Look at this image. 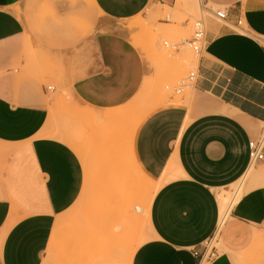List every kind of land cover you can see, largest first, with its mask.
Segmentation results:
<instances>
[{
  "label": "crops",
  "instance_id": "0c3cea01",
  "mask_svg": "<svg viewBox=\"0 0 264 264\" xmlns=\"http://www.w3.org/2000/svg\"><path fill=\"white\" fill-rule=\"evenodd\" d=\"M152 1L175 3L0 0V264H264V160L250 167L247 154L264 125V0H206L227 20L206 22L189 103L156 107L128 130L138 170L152 183L168 178L152 198L147 239L133 252L117 249L103 222L79 217L74 228L70 215L64 249L57 234L50 242L56 217L94 188L83 190L70 144L81 141L77 126L56 125L55 117L68 110L75 123H103L114 138L109 122L116 115L123 126L147 76L137 47L109 23L138 16ZM113 145L124 154V144ZM103 148L107 158L112 150ZM117 158L113 164L124 162ZM238 182L245 190L221 220L217 193ZM217 225L218 247L207 258L204 244Z\"/></svg>",
  "mask_w": 264,
  "mask_h": 264
},
{
  "label": "rangeland",
  "instance_id": "374dc122",
  "mask_svg": "<svg viewBox=\"0 0 264 264\" xmlns=\"http://www.w3.org/2000/svg\"><path fill=\"white\" fill-rule=\"evenodd\" d=\"M201 1L202 0H175V3L172 5H166V4L161 5L155 1H152L146 7V9H144V11L136 17H133L130 19L119 20V21H110L109 31H114L115 29H118V31H120V33L123 34V36L128 38L129 42H131L134 39L132 42L137 41L135 43L140 44V45H136V47L141 53L142 58L146 65L145 77L147 76L149 79H151L149 87L146 89V91H144L143 93L139 95L138 100H137V103L139 102V104H137L136 108L134 107L135 109H133V111L135 110L137 111V108L139 109L143 107L142 110H144V108L149 107L148 110L146 109L147 111H144L145 113H147L150 110L156 107L165 105L167 103H176V102H180L181 100L185 101L186 98L187 100L190 98L192 94V90H193V85H192V82H189L187 80V77H188L189 71H191L195 67L197 58L195 57L193 50L187 44L183 43V41L190 38L192 34V23L195 19L204 17L205 22H207L206 20H209V18L207 19L204 16V13H201V11L199 10V4L201 3ZM151 3L155 4V6L152 5L153 6L152 8L150 6ZM147 8L148 9L151 8L150 10H153V9L154 10L153 12L150 13L149 10H147ZM129 24L136 25L137 27L133 29V31L132 29L129 30L126 27ZM85 29H86L85 31H87V28ZM178 43H179L178 47L174 48V45ZM166 54L168 55L166 56ZM166 57L168 59H166ZM164 58L166 59V61L164 60ZM180 86H181V91L176 93V89H178ZM56 89L57 90L55 91L54 94L57 95L58 97H62V92L64 89L58 86ZM148 90L149 92H147ZM156 93L159 95V97L162 96L161 98L162 102H160L161 101L159 100L160 98L156 99L152 97L156 95ZM52 95L53 94H50V96ZM158 95L156 96L158 97ZM140 99L142 100V102ZM145 99L147 102L148 101L150 102L148 103V105H145L146 107H144V104H146ZM155 99H156V102H155ZM55 101H58V99H55ZM143 102L144 104L142 105V107L139 106L141 105L140 103H143ZM59 104H60V108L64 109V106L62 105V103L60 102ZM151 104H154V105H151ZM140 110L141 109H139L138 112H140ZM130 111L128 112L129 114L128 116H131V113L133 112V111L132 112ZM137 113H136V116H137ZM71 116L72 115L69 113L68 110L60 111V113H58L55 117V123L57 125L58 123L61 122V120L65 119L66 123L73 122L74 123L73 125L77 126L76 128H73L74 130L73 129L71 130H73L75 136L77 135L78 137H80L81 141H70V144L72 148L74 149V151L77 150V154L80 157V160L83 165V174H84L83 190H87L90 186H93L94 188L90 193H86V195L85 194L83 195L84 199L82 200V202H80V204H78L77 206L73 208L71 213L67 211L64 213V215L56 217L55 231H56V234L58 235L56 242L59 238V241L57 243V246H58L57 250L61 251L64 249L63 247H65L64 245L66 244L65 241H67V239L64 236H68V234L70 233L69 218H70V215H72L74 228H75L76 219H79V217L92 218V219L95 218L103 222L105 225L101 226L99 224L100 226L99 228L103 227L105 229L104 232L105 231L108 232L110 236V243L116 244L117 249H120V247H123V250L125 248V251H126V248L128 247L129 249L131 248L133 252V249L135 248L136 244L141 240L145 241L148 237L149 228L145 221L143 209H144V204L148 200V197H150L152 194V188L154 187L153 185H156V183H158L159 180H155L153 183L151 182V184L150 183L147 184L145 181L144 183H146V186L145 188H143L142 186L144 184L143 182H141L143 179L139 181V178H138L139 176L138 175L136 176L133 169H131L129 172L131 173V175L133 174L134 176H136L138 178V179L135 178L137 179V183L138 182L140 183H138L139 185L135 183H131V184L128 183L129 184L128 185L127 183H125L127 182V179L129 180L130 178V177H127L129 176L127 174L128 173L127 172L128 170L126 169L127 167L125 168V165H124L123 166L124 168L121 166L119 169V167L116 166V163L115 165L111 163L115 169L117 167L116 171L119 170L115 173L116 177L112 175L107 176L106 174H103L105 170H102V167L107 165L108 163L107 161L109 159L107 160L106 156L103 155L104 153L101 154L102 146H104L103 141L101 142V141H96V140L99 139L102 133V131L100 130H102L105 124L99 123V122L88 123L85 119V121L81 122L79 125V122L75 123L73 121V120L78 121L79 119H72L73 117ZM126 116H127V113H126ZM125 118L126 119L128 118L127 120H125V122L127 121L126 123L131 122V121H128L130 117H125ZM131 119L133 120V117H131ZM78 126L80 128V131H78V134H77L76 131H77ZM262 126L263 124L260 125V127ZM125 127H127V124L125 125ZM129 129H130V126H129ZM94 131H97L96 134H92L94 133ZM105 132H107L106 129L104 133ZM61 134H64V133H61L60 131H56L55 133L56 136L61 135ZM66 142L69 143V141H66ZM111 161L113 160L111 159ZM114 162H117V161H114ZM121 169L124 171L123 172L124 174L122 173ZM113 171H110V172L112 173ZM108 172L109 171H106V173ZM118 172L119 173L121 172L120 175L122 174L123 176L127 175L126 177H124V179L127 178L126 181H124L122 176H120V178L124 181L125 185H127V186H122L124 189L121 186L118 187V185L122 183L121 182L122 180L119 181L118 179L120 178H118L117 177L118 175H116ZM134 176H131V177H134ZM118 182L120 183L118 184ZM129 182H134V181L130 179ZM140 185L142 186L140 187ZM240 185L242 184L238 183V184L232 185L226 190H228L229 195L231 191L237 194V192H239V189H238L239 187H241L240 190L244 188L243 185L242 186ZM114 194H116V196ZM120 194H121V200L119 199ZM108 195L109 196L111 195V196L109 197ZM117 196L119 198H117ZM126 196H128L129 198L125 199ZM117 199H118V202H116ZM108 200L111 201L113 205ZM116 204L119 207V210L115 209L117 207ZM231 207L232 206H230V208ZM116 210L120 213L118 214ZM228 215H229V212L227 216ZM118 217L124 218L126 222H124L123 219L121 220V218H118ZM119 220L122 221L121 222L122 224L120 223L121 225L123 226L126 225L125 226L126 228L121 227L120 225L122 230L120 229L119 231L121 232L124 230L123 232H121L123 233L122 235L121 233H118L119 235L116 234V230L119 229L118 227L119 225L115 224V222H118ZM123 222L125 224H123ZM113 224H115L116 226L114 228L115 230H113V227H114ZM111 225H112V228H111ZM112 231L113 232L115 231L114 233L116 235L121 236L120 237L121 240H118L119 238H117L116 241L112 242L111 241L112 239L111 236L113 233ZM114 233L113 235H115ZM56 242L51 251L54 250ZM205 247L208 248V252H210L211 247H218V236L217 235H215L214 237L212 236V239H210V241L208 240V243L205 244Z\"/></svg>",
  "mask_w": 264,
  "mask_h": 264
},
{
  "label": "bare ground",
  "instance_id": "6f19581e",
  "mask_svg": "<svg viewBox=\"0 0 264 264\" xmlns=\"http://www.w3.org/2000/svg\"><path fill=\"white\" fill-rule=\"evenodd\" d=\"M152 5L155 6L154 3H151V5H150L151 8L153 7ZM151 8H150V9H151ZM145 9H146V8H145ZM150 9L147 8V10H149L150 13L153 12L154 9H153V10H150ZM126 27H127V29H129V30L132 29V31H133V29H135L137 26H136V25H133V24H129V25H127ZM134 31H135V30H134ZM131 38H133V37H131ZM133 40H134V39H133ZM133 40H132V41H133ZM132 41H131V43H132L133 45H135V46H136V45H140V44H138V43H135V42H137V41H135V42H132ZM164 55H165V54H164ZM167 55H168V54H166V56H167ZM162 56H163V55H162ZM166 59H168V58L166 57ZM166 59L164 58L165 61H166ZM164 60H163V61H164ZM168 61H169V60H168ZM168 61H167V63H168ZM161 62H162V61H161ZM150 80H151V79H149L148 77H146V78L144 79V82H143L144 90H143L142 92L146 91V89L149 87V85H150ZM147 92H149V90H148ZM154 92H156V91H154ZM147 94H148V93H147ZM160 94H161V93H160ZM156 95H158V94L156 93ZM156 95H154V96H152V97H153V98H156V99L160 98L159 100H161L162 96L159 97V95H158V97H157ZM149 96H151V95H149ZM155 96H156V97H155ZM138 97H139V95L136 96L134 99H132V100L128 103L129 105H128V106L126 107V109H125V113H127V116L125 115V117H130L128 121H131V122L126 123V122H127V121H126L125 123H123V126H122L121 123H122L123 121H120V120H124V119H122L123 117L119 118V116H118V119H119V120H117V117H116V120H115L114 117H115L116 115L113 117V119H111L112 116L109 114V115H110L109 118H110L111 120H113V121H110L109 118H106V117H105L106 119H108V120L111 122V123H110V122L107 120V122H109V125L111 124V127H112L111 129L113 130V129L115 128L113 132L111 131L112 133L115 134V135L113 134V137L115 138L117 135L120 136L119 133H121V137L124 136L125 139H126V137H127L129 141H125V142H124V139H123L124 137H123L122 139H120V137H119V138L116 137V139L118 138V142H116L117 140L115 141L116 143H119V144H120V141L123 140V142L121 141L122 143H121L120 145H116V144H114L115 142L113 141V140H115L114 138H112L113 140L111 139V141L109 140V139H110L109 137H112V134H111L110 132L107 131V132H105V134H103L104 131H105L104 129L101 130V131H103V130H104V131L102 132V136L100 137L99 140H100L101 142L103 141V142H104V144H103L104 147H107V148H108V149H107V148H103V147H102L103 150L106 149V150H108V151H109V150H110V151L112 150V149L110 148V145L112 146V145L114 144L115 147H120V146H122V145L124 144V145H123L124 148L121 147L122 149H124V150H123L124 154H123L122 151H121V154H120L121 156L118 155V154L120 153V151H118V152H119L118 154H115V152H116L115 150L118 149V148H114V149H115V150L113 149L114 152H113V150H112V152H111L110 154L107 155V156H108V157H107V160L109 159L110 161H109V160L107 161V162L109 163V165H108V163H107L108 166H107V168H105V171H104L103 174H106L107 176H111V175H112V176H115V173H116L117 171H119V170L116 171L117 167H118L119 165L123 167V164H124V165H125V168L127 167L126 169L128 170V171L126 170L128 173H127V172H125V173H127L129 176H127V175L123 176V174H124V173H123L124 171L122 170V169L124 168V167H123V168L121 169V171H122L123 174L120 175L121 172H120V173L118 172V173L116 174V175H118L117 177L120 178V176H122V178H123L124 181H126V179H127V178L124 179V177H126V176H127V177H130L129 180L131 179V180L134 181V182H129V180L127 179V182H125V183H127V184H128V183H129V184H131V183H135V184H137V185H139L138 183H140V182L137 183V179L139 178V181L143 179L141 182H143L144 185H143V186L140 185V187L142 186L143 188H145L146 183H147V184H149V183L151 184V182L148 181V180H151V179H148L145 175H143V173H142L141 171H139L140 169L137 168L138 166L136 167V163H134L135 161L132 160L133 158H131L132 155L130 156V154H129V152H131V151H129V147H130V144H131V143H130L131 139L129 138V136H130L129 134H130V133H128L129 126L131 127L130 130H129V132H131V129L134 127V126H133V125H134V121L137 122V120L135 119V118H136V113L138 112L139 109L142 110V108H143L142 105L144 104V102H143V103H140L141 105H139V106H141L142 108H139V109L137 108V111H136V110L133 111V109L136 108L137 104H139V102L137 103ZM142 99H144V98H142ZM156 99H155V102H156ZM164 99H165V98H164ZM140 100H141V99H140ZM151 100H152V99H151ZM159 100H157V101H159ZM143 101H144V100H143ZM145 101H146V99H145ZM62 102H63V101H61V103H62ZM141 102H142V100H141ZM160 102H162V100H161ZM64 103H65V101H64ZM64 103H63V104H64ZM67 103H68V102H67ZM69 103H70V102H69ZM148 103H150V102H149V101H148V102L146 101V104H144V107H146L145 105H148ZM152 103H153V102H152ZM185 103H186V105H187V104L189 103V99L187 100V98H186ZM65 104H66V103H65ZM151 105H154V104H151ZM151 105H149V106H151ZM64 106H65V105H64ZM70 106H71V105H70ZM134 107H135V108H134ZM147 107H148V106H147ZM64 108H65V107H64ZM130 108H132V109H130ZM148 108H149V107H148ZM148 108H144V110H142V111L140 110V112H142V113L144 114V113H145L144 111H147ZM151 108H152V107H151ZM146 109H147V110H146ZM130 110H132V111L134 112V114H133V112L130 111ZM123 111H124V110H123ZM129 111L132 112V113H131V116H128V115H129V114H128ZM140 112L137 113V116L139 115V116L141 117V116H142V115H141L142 113H140ZM122 113H123V112H122ZM139 113H140V114H139ZM132 114H133V115H132ZM103 115H104V114H103ZM105 115H106V114H105ZM123 115H124V114H123ZM134 115H135V116H134ZM106 116H107V115H106ZM98 117H99V116H98ZM131 117H133L134 120H132ZM134 117H135V118H134ZM106 119H105V120H106ZM127 119H128V118H127ZM127 119L125 118V120H127ZM137 119H139V118H137ZM86 120H87V119H86ZM101 120H102V118H101ZM101 120H99V121H101ZM97 121H98V120H97ZM103 121H104V117H103ZM117 121H118V122H117ZM105 122H106V121H105ZM112 122H113V123H112ZM115 122H117L116 125H115ZM132 122H133V123H132ZM136 122H135V125H136ZM130 123H132V124H130ZM113 124H114L115 127L113 126ZM118 124H121V125H120L121 127H119V129H118V127H117ZM126 124H127V127H126V133H127L128 136L125 135V130H124V131H121V130L125 129V128H123V129H121V128L124 127ZM109 125H108V126H109ZM128 125H129V126H128ZM116 127H117V128H116ZM127 128H128V130H127ZM107 129H108V128H107ZM120 129H121V130H120ZM119 130H120V131H119ZM115 131H116L117 134L115 133ZM118 131H119V133H118ZM132 131H133V130H132ZM123 132H124V133H123ZM109 133H110L111 135H110ZM131 133H132V132H131ZM108 134H109V135H108ZM103 135H104V136H105V135H108V136H106V137H107V138H106V137H104ZM37 136H38V135H37ZM103 139H104V140H103ZM108 141H109V143H108ZM106 142H107L108 144H110V145H108ZM112 142H114V143H112ZM97 143H99V142H97ZM105 143H106V144H105ZM111 143H112V144H111ZM100 144H101V143H100ZM105 145H106V146H105ZM114 145H113V146H114ZM98 147H99V146H98ZM98 147H97V148H98ZM130 149H131V148H130ZM119 150H120V149H119ZM108 151H107V152H108ZM110 151H109V152H110ZM112 153H113V154H112ZM112 155H113V157H111ZM114 155H115V156L118 155V156H116V159H117V160H118L117 157H120L119 160H121L122 158L124 159V160L122 159L124 162H122V163H120V164H116V166L118 165L117 167L115 166L116 169H115L114 166L112 165L113 162L115 161ZM81 156H82V155H81ZM122 156H123V157H122ZM121 157H122V158H121ZM111 159H113V161H111ZM97 160H98V158H97ZM117 160H116V161H117ZM122 160H121V161H122ZM133 161H134V162H133ZM89 162H90V161H89ZM91 162H92V160H91ZM93 162H94V161H93ZM111 162H112V164H110ZM117 162H119V161H117ZM85 163H86V162H85ZM88 164H89V163H88ZM110 165H112V167H111ZM114 165H115V164H114ZM120 166H119V169H120ZM105 167H106V165H105ZM129 167H130V169H129ZM103 168H104V167H103ZM103 168H102V169H103ZM113 168H114V169H113ZM106 169H108V170H106ZM109 169H110V170H109ZM111 169H112V170H111ZM131 169H133V171H134V173L136 174V176H137V175L139 176L138 178H137L136 176H134L133 174L131 175V173L129 172ZM138 169H139V170H138ZM113 170H114V171H113ZM124 170H125V169H124ZM106 171H109V172H108L109 175H108V173H106ZM110 171H113L114 173L112 172V173H113V174H112ZM133 171H131V172H133ZM249 172H251V171H249ZM249 172H248L247 175H246L247 178H248V175L250 174ZM93 174H94V173H93ZM252 174H253V173H252ZM252 174H250V177H251ZM106 175H105V176H106ZM131 176H134V177H131ZM141 176H142V177H141ZM115 177H116V176H115ZM115 177H114V178H115ZM132 178H134V179L137 178V179L134 180V179H132ZM140 178H141V179H140ZM107 179H108V178H107ZM167 179H168V178H167L165 175H163V177H161V179L158 181V183H156V185H153V186H154L153 188L151 187V188H152V194H151L150 197H148V200H147L146 203L144 204V209H143V210H144V217H145V221H146V223H147V225H148V228H149V233H151V227H150V223H149V208H150V204H151L152 198H153L154 194L156 193V191L159 189V187H160V186H161V185H162ZM86 180H87V179H86ZM118 180L121 181L122 179L120 178V179H118ZM123 180L121 181L122 183H124ZM145 181H146V183H144ZM147 181H148V182H147ZM242 181H243V180H242ZM242 181H241V182H242ZM119 183H120V182H118V184H119ZM122 183H120V185H118V187H119V186H121V187H122V186H127V185H125V183H124V184H122ZM238 183H239V182H238ZM238 183H237V184H238ZM243 183H244V182H243ZM129 184H128V185H129ZM242 185H243V184H242ZM242 185H240V186H242ZM85 186H86V185H85ZM148 186H149V185H148ZM148 186H147V188H148ZM238 186H239V185H238ZM243 187H245V186L243 185ZM122 188H123V187H122ZM122 188H121V189H122ZM126 188H127V187H126ZM126 188H125V189H126ZM240 188H241V187L238 188V189H239V192H237V194L234 192L236 195H235L232 191H231L232 193L230 192V195H229V192H228V190H226V189H222L220 192L217 193V201H218V203H219V205H220V211H221V220L223 219V216H224L226 210H228V207L230 208L229 205L233 206L232 204H234V203L237 201V199L243 194V192H244L245 189H241V190H240ZM123 189H124V188H123ZM235 190H236V189H235ZM120 191H121V190H120ZM123 191H124V190H123ZM236 191H237V190H236ZM107 193H108V192H107ZM110 193H111V191H110ZM117 193H118V192H117ZM124 193H125V192H124ZM92 194H93V193H92ZM85 195H86V194H85ZM106 195H107V194H106ZM114 195L116 196V194H114ZM125 195H126V194H125ZM131 195H132V194H131ZM108 196H109V195H108ZM110 196H111V195H110ZM110 196H109V197H110ZM119 196H120V198H119L118 196H117V198H119V199L121 200V194H120ZM122 196H123V195H122ZM128 196H129V194H128ZM128 196H126L125 199L129 198ZM98 198H99V197H98ZM113 198H114V197H113ZM115 198H116V197H115ZM103 199H104V198H103ZM103 199H102V200H103ZM125 199H124V200H125ZM102 200H101V201H102ZM110 200H111V199H110ZM122 200H123V199H122ZM108 201H109V200H108ZM126 201H128V200H126ZM105 202H106V200H105ZM109 202H111V201H109ZM116 202H118V199H117ZM111 203H112V202H111ZM111 203H110V204H111ZM108 204H109V203H108ZM117 204H118V203H117ZM117 204H116V206H117ZM120 204H121V202H120ZM125 204H126V203H125ZM105 205H106V204H105ZM112 205H113V203H112ZM114 205H115V204H114ZM96 206H97V205H96ZM110 206H111V205H110ZM117 207H118V206H117ZM117 207H116L115 209H118V210H119V207H118V208H117ZM102 208H103V207H102ZM107 208H108V207H107ZM112 208H113V207H112ZM112 208H111V209H112ZM123 209H125V208H123ZM229 210H230V209H229ZM114 211H115V210H114ZM116 211H117V210H116ZM117 213L119 214L120 212L117 211ZM227 213H228V212H227ZM60 216H61V215H60ZM118 218H121V220L123 219L124 222H126V220H125L124 218H122V217H118ZM115 219H116V218H115ZM117 220H118V219H117ZM223 221H224V220H223ZM61 222H62V221H61ZM118 222H119V223H118ZM118 222H115V224L119 225V226H118L119 229L116 230V234L121 233V232L124 231V230L121 231V232L119 231L120 229L122 230L121 227L126 228V227H125L126 225H124V226L121 225V224H122V223H121L122 221L119 220ZM124 222H123V224H125ZM120 223H121V224H120ZM220 223H221V221H220ZM115 224H113V225H114L113 230H115V229H114V228L116 227ZM120 225H121V227H120ZM111 228H112V225H111ZM111 228H110V229H111ZM124 228H123V229H124ZM55 229H56V224L54 225V231H53L52 236H51V241H50V242H51L52 244H53V242L55 241V235H56V231H55ZM111 230H112V229H111ZM117 231H118V232H117ZM112 232H113V231H112ZM114 232H115V231H114ZM114 232H113V233H114ZM125 232H126V230H125ZM113 233H112V235H113ZM114 234H115V233H114ZM116 234H115V235H116ZM122 234H123V233H121V235H122ZM118 235H119V234H118ZM116 236H117V235H116ZM119 237H120V236H119ZM143 242H144V240H143V241H142V240L139 241V242L136 244V246H135V248L133 249V251H134V250H135L140 244H142Z\"/></svg>",
  "mask_w": 264,
  "mask_h": 264
},
{
  "label": "built area",
  "instance_id": "2783aa9c",
  "mask_svg": "<svg viewBox=\"0 0 264 264\" xmlns=\"http://www.w3.org/2000/svg\"><path fill=\"white\" fill-rule=\"evenodd\" d=\"M199 10L201 11V13H204V16L207 19L209 18L222 23L226 22L227 20V13L223 7L213 5L207 2L206 0L201 1V3L199 4ZM236 24L240 25L241 21L238 20ZM205 33H206V22L204 21V17L197 18L192 23V34L190 38L183 41V43L187 44L193 50L194 55L197 58L195 67L191 71H189L187 77V80L189 82H192V85L196 77L198 59L205 44ZM178 45L179 43L175 44L174 48H177ZM180 91H181V86L178 89H176V93ZM247 148H248L247 151L248 164L250 167L264 160V125L262 126L261 131L256 138L248 140ZM217 231H218V225L213 237L216 235ZM206 243H208V241H206ZM205 244H204V253H202V255L206 256L207 258L208 257L211 258L213 256L212 250L215 247H211L210 252H208V248L205 247ZM193 254L198 255V251L194 250Z\"/></svg>",
  "mask_w": 264,
  "mask_h": 264
}]
</instances>
